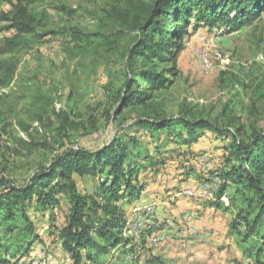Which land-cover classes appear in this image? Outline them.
<instances>
[{"label":"rangeland","instance_id":"1","mask_svg":"<svg viewBox=\"0 0 264 264\" xmlns=\"http://www.w3.org/2000/svg\"><path fill=\"white\" fill-rule=\"evenodd\" d=\"M29 1L28 11L37 19L34 33L2 53L14 33L0 31V191L42 177L65 149L114 143L115 150L126 148L125 163L134 173L151 176L150 159L164 165L160 184L151 179L140 203H121L125 218L111 231L133 243V254L113 250L93 264H254L258 252L264 263V223L256 235L247 236L240 216L248 194L228 182L219 196L222 180L217 176L239 164L230 154L233 140L246 144L252 133H263L264 12L230 34L202 29L178 33L173 85L147 92L137 77L143 69L134 51L140 34L130 24L144 19L153 0ZM11 3L15 0H0V15L11 16ZM113 10L129 25L110 18ZM7 26L0 21V30ZM153 40L159 43L161 37ZM197 49H220L225 60L203 71L195 64ZM166 65L156 71L170 67ZM129 81L149 98L120 108ZM185 120L208 121L217 130L188 136ZM140 121L167 122L169 127L153 130ZM105 171L95 178H76L78 191L94 193ZM54 183L45 191L53 189V202L27 211L30 225L18 226V208L11 207V230L0 229L1 264H71L59 240L71 194L65 183ZM0 219H6L4 208Z\"/></svg>","mask_w":264,"mask_h":264},{"label":"trees","instance_id":"2","mask_svg":"<svg viewBox=\"0 0 264 264\" xmlns=\"http://www.w3.org/2000/svg\"><path fill=\"white\" fill-rule=\"evenodd\" d=\"M30 4L29 0H15L10 5L11 16L0 15L1 22H8V26L0 31L14 33L11 39H7L2 53H10L17 48L21 36L34 33L37 19L28 11ZM146 12L144 19L130 24L140 34V41L134 51L141 56L143 69L137 77L145 84L147 92H159L172 86L177 75L176 61L181 45L174 42L181 40L178 33L190 30L194 34L201 29L212 34L236 32L261 17L264 0H153ZM109 17L129 25V20L126 21V17L118 11L113 10ZM154 35L161 37L159 43L154 42ZM149 64L151 67L145 68ZM165 64L170 67L156 71ZM131 83L136 85V90H131ZM139 89L140 85L135 81L127 82V91L119 102L120 108L143 104L149 98L147 92L140 95ZM140 122L142 126L149 124L153 130L169 127L167 122L161 126L158 125L159 122ZM182 124L188 136H193L195 131L217 130L208 121L185 120ZM232 148L231 157L238 160L239 164L217 175L222 180L219 196L226 190L228 182L240 186L250 195L244 197L247 209L240 218L247 224L246 235H256L257 228L264 223V129L263 133H252L246 144L233 140ZM126 159V148L121 146L115 150L114 143L90 150H63L42 177L35 178L22 187L12 186L0 191V211L4 208L6 218L3 222L0 219V229L11 230V222L15 218L11 209L13 205L18 208L21 219L18 226L30 225L27 211L45 204L46 201L49 204L53 202V189L45 193L46 188L53 181L55 187L65 183L71 194L72 206L59 240L61 249L70 256L71 264H93L96 257L111 255L113 250L123 255L133 254V243L116 237L111 231L117 229L119 223H123L122 217L125 218L121 203H140L142 193L146 191L151 179L157 185L160 184V168L164 164L159 165L150 159L151 176L145 173L142 176L141 173L130 170L125 163ZM157 165L160 167H156ZM102 169L106 173L97 190L91 194L80 193L76 178L99 177ZM179 172L184 174L185 169H180ZM98 213L101 214L100 217ZM92 215L96 216V221H93ZM30 234L36 237L32 231ZM262 237L264 240V236ZM129 244L131 246L127 251ZM256 256L258 257L254 259V264H264L258 259L259 252Z\"/></svg>","mask_w":264,"mask_h":264},{"label":"built area","instance_id":"3","mask_svg":"<svg viewBox=\"0 0 264 264\" xmlns=\"http://www.w3.org/2000/svg\"><path fill=\"white\" fill-rule=\"evenodd\" d=\"M195 64L202 69L203 71H211L216 68V64L220 61L225 60L223 56V52L220 49H216L213 51L207 50H195L194 51ZM225 62V61H224ZM60 105H56V109L58 110ZM212 188V186H205L204 189Z\"/></svg>","mask_w":264,"mask_h":264}]
</instances>
